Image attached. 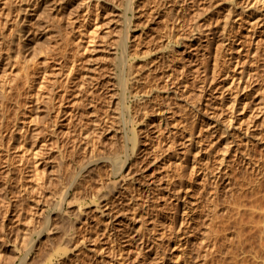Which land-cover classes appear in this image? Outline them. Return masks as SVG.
Returning a JSON list of instances; mask_svg holds the SVG:
<instances>
[{
    "label": "rangeland",
    "instance_id": "1",
    "mask_svg": "<svg viewBox=\"0 0 264 264\" xmlns=\"http://www.w3.org/2000/svg\"><path fill=\"white\" fill-rule=\"evenodd\" d=\"M81 3L69 0L66 19H79ZM107 3L99 37L82 51L53 34L52 4L40 10L26 44L0 6V264H263L264 22L252 26L264 18V0H136L134 12L127 1ZM129 19L126 58L120 41ZM67 58L79 66L75 83L56 74ZM130 63L140 83L125 92L120 81ZM243 70L228 130L237 93L230 87ZM155 86L160 97L149 103ZM194 107H201L197 118ZM58 116L63 132L55 134ZM133 127L140 130L136 156ZM96 158L102 162L73 188V173ZM212 172L222 174L220 190ZM116 182L121 192L113 196ZM67 190L71 200L62 205ZM76 207L82 220L73 223Z\"/></svg>",
    "mask_w": 264,
    "mask_h": 264
},
{
    "label": "bare ground",
    "instance_id": "2",
    "mask_svg": "<svg viewBox=\"0 0 264 264\" xmlns=\"http://www.w3.org/2000/svg\"><path fill=\"white\" fill-rule=\"evenodd\" d=\"M125 2L127 1V4H130V6H131V11H135L136 10V7H134V2L136 1V0H124ZM68 2H69V0H54L52 3H50V0H2L1 2H0V6L2 5V4H4V7H2V12L4 13V14H7V24H6V26L7 27H11V26H8L10 23H14V24H17V23H19L21 26L19 27V30H18V33H17V37H18V40H19V42H20V44H26V39H29V36H32V33L34 32L33 31V29H35V27H38L40 24H38V25H36L37 23H36V17L38 16V14H39V12H40V10L45 6H47L48 4H52V10L54 11V16H52V18L50 19V24H51V26H52V28H53V30H52V32H53V34H56L57 35V37H58V40L60 41V42H62V43H64V44H67V43H71V44H75V48H76V50H79V51H82V50H84V49H86V42H87V40L88 39H96V38H98L99 37V26H98V23H99V21L102 19V17H103V14H104V12H105V9L108 7V0H82V3L79 5V14H80V16H79V19L78 20H73V21H70L69 19H66V17H65V12H66V7L69 5L68 4ZM168 2V1H167ZM156 9H158V8H156ZM158 12V11H157ZM124 17H125V15H124ZM261 22H264V18H262V17H258L257 19H256V21L253 23V28L255 27H257ZM47 23V22H46ZM126 23V22H125ZM133 20L132 19H129V20H127V23H126V32L124 33L123 32V34H125L124 35V37H121V46L120 47H122L123 49H121V50H123V53L122 54H124V57H126L127 58V56H129V52H130V42H131V40H132V37H133V35H132V33H131V30L133 29ZM47 26H49V24L47 23ZM78 27H80V28H82V31H80V30H78ZM125 31V30H124ZM121 34L122 33H120V36H121ZM119 36V37H120ZM123 36V35H122ZM80 38V39H79ZM79 39V40H78ZM120 39V38H119ZM77 40H78V42H77ZM120 45V44H119ZM130 56H131V54H130ZM129 56V57H130ZM125 58V59H126ZM125 59H124V61H125ZM129 59V58H128ZM127 61V60H126ZM125 61V62H126ZM124 62V63H125ZM126 64V63H125ZM134 65V64H133ZM132 65V63H130V64H127V65H125L127 68H126V71L123 73L124 74V76H123V78H122V80L120 81L121 82V84H120V86H122V88L124 89V91L126 92L127 90H128V87H129V85L131 84V82H133L134 83V85H136L135 87L137 88V86H138V83H140L138 80V76L137 75H135L134 73H133V68H134V66ZM255 66V65H254ZM256 66H257V64H256ZM255 66V67H256ZM262 66V65H261ZM78 64L76 63V62H74V60H71V58H67L62 64H60V67H59V72H57L56 74H57V76H59V75H62V73L63 74H65V73H67V80H68V82H72V83H75L73 80H75L76 79V71H77V69H78ZM255 69V72H256V69L257 68H254ZM260 69V68H259ZM264 70V69H263ZM262 70V71H263ZM204 71H206V68H205V70ZM259 71V70H258ZM201 72V71H200ZM243 72V73H242ZM242 72H240L241 73V75L239 74V76L240 77H237V78H235L236 80L238 79V81H237V83H233L234 84V87H230V88H236V89H234L235 91H237V93H235L236 95H234L233 97H231L232 99H231V103H229V105H228V107L230 106V104H231V106L229 107V108H231V118H229V120H230V122H229V125H227L226 126V129H231V127H232V122H233V119H232V117H233V115H234V109L236 110V106H238V104H239V100H238V95H239V90H241L240 88H241V84H242V81H244L245 79V77H244V70L242 71ZM247 72V71H246ZM245 72V73H246ZM264 72V71H263ZM263 72H262V74H263ZM122 74V75H123ZM207 74V73H206ZM256 74H258V73H256ZM259 74H261V72L259 73ZM258 74V75H259ZM261 74V75H262ZM205 75V74H204ZM260 76V75H259ZM258 76V77H259ZM264 77V76H263ZM205 79V78H204ZM262 79V78H261ZM204 81V80H203ZM234 82H236V81H234ZM6 83V82H5ZM117 83H119V82H117ZM116 83V84H117ZM245 83H246V81H245ZM248 83V82H247ZM8 84V83H7ZM227 84V83H226ZM117 85H119V84H117ZM231 86V85H230ZM233 86V85H232ZM135 87H134V89H135ZM246 87H248V85L247 86H245V88ZM148 88V87H147ZM146 88V89H147ZM229 88V89H230ZM122 89V90H123ZM147 90H149L148 92H147V95H145V98L149 101V103L150 102H155V100H157L158 99V97H160V95H159V89H158V87L157 86H155V87H152V89H147ZM32 91V90H31ZM232 91V90H231ZM231 91H230V93H231ZM140 92V91H139ZM138 91H137V95L140 97V95H141V93H139ZM144 93V92H143ZM145 94H146V92H145ZM222 95H224V94H222ZM230 95V94H229ZM137 96V97H138ZM144 96V95H143ZM142 96V97H143ZM225 96V95H224ZM223 96V97H224ZM231 96V95H230ZM264 96V95H263ZM227 97V96H226ZM161 98H162V96H161ZM160 98V99H161ZM240 98V97H239ZM38 99H39V97H38ZM159 99V100H160ZM223 99H225V98H223ZM222 99V100H223ZM81 100H82V96H80V101H79V103L81 102ZM141 100H143V99H141ZM226 100V99H225ZM228 100V99H227ZM140 101V100H139ZM144 101H145V99H144ZM44 102V104L46 105V107L47 106H49V108L50 107H53V109L55 108V106H53V102H46L45 100L43 101ZM143 102V101H142ZM158 102V101H157ZM148 103V104H149ZM222 103V102H221ZM224 103V102H223ZM226 103V102H225ZM138 104V103H137ZM136 104V105H137ZM140 104V103H139ZM142 104V103H141ZM152 104V103H151ZM144 105V107L146 106V104H143ZM142 105V106H143ZM224 105V104H223ZM226 105V104H225ZM151 106V105H150ZM139 107V106H138ZM222 107V106H221ZM226 107V106H225ZM224 107V108H225ZM140 108V107H139ZM147 108V107H146ZM146 108H144L145 110H146ZM223 108V107H222ZM221 108V109H222ZM142 109H143V107H142ZM192 110V109H191ZM230 110V109H229ZM79 111L80 110H78V108H75L74 109V111L71 113V115H70V118H69V125H71L72 126V124L73 123H75L74 121L78 118L77 117V114H79ZM193 112H195V116H196V118L198 117V115H200V112H201V107H194V110H193ZM216 115V114H215ZM59 117H61V116H58L57 117V119L56 120H54V133L56 134V133H58V131L59 130H62V132H63V129L61 128H58V125L59 124H57V120H59L58 118ZM119 119H120V117H119ZM213 120L215 119V117L214 118H212ZM80 122V120L78 121V123ZM137 123V122H136ZM213 123H214V121H213ZM69 125H68V127H69ZM234 126V125H233ZM71 128V127H70ZM67 129V128H66ZM69 129V128H68ZM67 129V130H68ZM72 129H74L75 130V128H73L72 127ZM71 129V130H72ZM29 130H30V128H26L25 129V132L27 133V132H29ZM232 130V129H231ZM230 130V131H231ZM234 130V129H233ZM72 132L73 131H66V135L68 136L67 138H68V140H70L72 137H73V135H72ZM130 133L132 134V137H131V143H132V146H133V151H131V152H133V154L135 155L136 153L135 152H137L138 151V145H139V143H140V140H139V136H140V130L139 129H137L136 127L134 128H131L130 129ZM229 133V132H228ZM122 135V134H121ZM72 136V137H71ZM122 137V136H121ZM129 137V136H128ZM127 137V138H128ZM76 138V137H75ZM74 138V140H76ZM123 139V138H122ZM125 139H126V137H125ZM129 139V138H128ZM130 140V139H129ZM128 140V141H129ZM72 141H73V138H72ZM264 141V140H263ZM75 142V141H74ZM173 143H172V145H174V141H172ZM194 142H192V143H190V145L191 144H193ZM251 143V142H250ZM249 143V144H250ZM127 143H125V146H127L126 145ZM124 146V147H125ZM250 146H252V145H250ZM128 147V146H127ZM126 147V148H127ZM246 147H248V142H246ZM125 148V149H126ZM128 148H130V147H128ZM131 149V148H130ZM140 149V148H139ZM247 149H249V148H247ZM89 150V149H88ZM127 151V150H126ZM129 151V150H128ZM90 153H92L91 151H89ZM124 152H125V150H124ZM94 153V152H93ZM137 153H140V152H137ZM125 154V153H124ZM247 154V153H246ZM133 155V156H134ZM245 155V154H244ZM136 156V155H135ZM248 156H249V153H248ZM128 157H129V155H128ZM131 157H132V155H131ZM137 157H139V156H137ZM210 157V156H209ZM242 157V156H241ZM240 157V158H241ZM103 158H105V157H103ZM102 158V160H105V159H103ZM108 157H106V160L104 161V162H102V163H106V164H108L109 166H111L112 167V169L111 170H114L115 171V165H116V161H113V159H110L109 158V160L107 159ZM134 158H136V157H134ZM141 159V158H140ZM138 160V159H137ZM239 160V159H238ZM135 161H136V159H135ZM142 161H143V159H142ZM141 161V162H142ZM209 161H210V159H209ZM208 161V162H209ZM222 161V160H221ZM225 161V160H224ZM224 161L221 163V165L222 164H224ZM260 161H261V159H260ZM101 162H99V159H98V161H97V158H96V160H89L87 163H83V164H81L80 165V167L79 168H77L78 170L75 172V173H73L74 174V176H73V178H74V180H72V181H74V183H72V187L74 188V187H76L77 185H78V179H80L81 177H83V175L86 173V172H88V170L92 167V166H96V165H98L99 163H101ZM207 162V164H209L210 165V163H208ZM234 162V161H233ZM238 162V161H237ZM241 162V161H240ZM239 162V163H240ZM248 162V164H250V166H251V163H249V161H245V163H247ZM253 162V161H252ZM140 163V162H139ZM258 163V162H257ZM142 164V163H141ZM206 164V165H207ZM240 164H242V163H240ZM264 164V163H263ZM232 165V164H231ZM234 165V164H233ZM244 165V164H243ZM243 165H241V166H243ZM253 165L255 166V164L253 163ZM104 166H105V164H104ZM210 166H212V165H210ZM128 166H127V164L126 163H123L122 165H121V168H119V171L118 172H120V170L122 169V170H125L126 168H127ZM196 166L194 165V168H195ZM234 167H235V165H234ZM234 167L232 168V169H234ZM240 167V166H239ZM257 167V166H256ZM259 167H261V164H260V166H258V168ZM194 168H193V170H194ZM201 168H202V165H201ZM204 168H206L205 166H204ZM211 168V167H210ZM213 168V167H212ZM221 168V167H220ZM241 168V167H240ZM218 169H219V167H218ZM217 169V170H218ZM227 169V168H226ZM231 169V168H230ZM207 170V169H206ZM220 170V169H219ZM218 170V171H219ZM225 170V169H224ZM258 170V169H257ZM226 171V170H225ZM231 171V170H230ZM233 171L234 170H232V173H233ZM216 172V171H215ZM229 172V171H228ZM261 172V171H260ZM260 172H257L258 173V175H259V173ZM194 173V172H193ZM214 172H212V174H213ZM220 173H224V172H220ZM231 173V172H230ZM231 173V174H232ZM262 173V172H261ZM260 173V174H261ZM204 174H206L205 173V171H204ZM203 174V175H204ZM207 174H209V172L207 173ZM226 174H228V173H226L225 172V175ZM209 175H211V174H209ZM214 175H215V173H214ZM222 175V174H221ZM220 174L219 175H215V177L214 176H212L210 179H212L213 177H214V183L216 184H214L216 187L220 184L219 183V179H221V176ZM262 175V174H261ZM261 175H260V177H261ZM263 175H264V173H263ZM262 175V176H263ZM230 176L231 175H229V178H230ZM228 177V176H227ZM232 177V176H231ZM205 178H207V177H205ZM209 178V177H208ZM233 178V177H232ZM262 178V177H261ZM203 179V178H202ZM206 180H208V179H206ZM213 180V179H212ZM211 180V181H212ZM222 180V179H221ZM261 180H263V179H261ZM204 181V180H203ZM202 181V182H203ZM209 181V180H208ZM211 181H210V183H211ZM205 182V181H204ZM203 182V183H204ZM213 182V181H212ZM228 182H229V180H228ZM118 183H120V182H116L115 184H113V190H115L116 192L114 193V195L113 196H115V194H119V192H121L120 190H118L117 188H118V186H119V184ZM210 183L208 182V184L210 185ZM223 183V182H222ZM202 185V184H201ZM204 185H207L206 184V182L204 183ZM213 185V186H214ZM220 185H222V184H220ZM225 185H226V183H225ZM211 186V185H210ZM205 187V186H204ZM215 187V188H216ZM256 187V186H255ZM71 188V187H70ZM206 188V187H205ZM204 188V189H205ZM213 188V187H212ZM218 188V187H217ZM76 189V188H75ZM200 189V188H199ZM202 189V188H201ZM200 189V190H201ZM214 189V188H213ZM212 189V190H213ZM256 189V188H255ZM203 190V189H202ZM206 190V189H205ZM218 190H220L219 188H218ZM217 189H216V191H218ZM222 190V189H221ZM214 191V190H213ZM213 191H211V193H213ZM256 191H257V189H256ZM206 192V191H205ZM204 192V193H205ZM69 193H70V190H67V192L64 194V196L61 198V201L59 202V203H61L62 205H64V204H69V201L71 200L70 198V196H72V195H69ZM210 193V195H212ZM112 194V193H111ZM205 194H207V193H205ZM214 194V193H213ZM121 195V194H120ZM120 195L119 196H117L116 195V197H120ZM215 196H217V195H215ZM220 196V195H219ZM109 197V195L108 194H106V195H102V198H105V199H107ZM212 198L211 196H208V198ZM210 198H209V200H210ZM215 198V197H214ZM217 198V197H216ZM216 198L214 199V200H216ZM111 198L109 197L108 198V200H110ZM113 199H114V197H113ZM113 199H112V201H113ZM219 199V198H218ZM104 200V199H103ZM116 200V199H115ZM114 200V201H115ZM213 200V201H214ZM111 201V200H110ZM211 201V200H210ZM212 202V201H211ZM216 202V201H215ZM214 202V203H215ZM240 202V201H239ZM71 203V202H70ZM213 203V205H215ZM241 203V202H240ZM72 204V203H71ZM211 205H212V203H211ZM212 205V207H214ZM216 205H218V204H216ZM234 205H236V203H234ZM241 205V204H240ZM240 205H236V206H240ZM243 206H244V204H242ZM235 206V207H236ZM242 206V207H243ZM252 206V205H251ZM255 205H253V207L252 208H255L254 207ZM217 207V206H216ZM216 207H214V208H216ZM234 207V208H235ZM241 206H240V209L242 208ZM258 207V206H257ZM256 207V208H257ZM260 207H262V205L260 206ZM211 208V207H210ZM192 209V208H191ZM190 209V210H191ZM218 209V208H217ZM216 209V210H217ZM237 208H235V210H236ZM243 209H244V207L242 208V211H243ZM260 209H262V208H260ZM260 209H258L257 208V210H260ZM77 210V211H76ZM76 210H75V212H76V214H75V216L77 217V219H76V221H74L73 223H75V222H81V220H82V218H81V216H82V208H78L77 209V207H76ZM193 210V209H192ZM195 210V209H194ZM189 211V210H188ZM211 211V210H210ZM237 211H238V209H237ZM241 211V210H240ZM239 211V212H240ZM242 211H241V213H242ZM252 211L254 212V210L252 209ZM256 211V210H255ZM74 212V213H75ZM212 212V211H211ZM102 213H105L104 211H102ZM194 213V212H193ZM196 213V212H195ZM198 213V212H197ZM196 213V214H197ZM64 214H66V212L64 213ZM237 214H238V212H237ZM242 214H244V213H242ZM241 214V215H242ZM210 215H212V214H210ZM240 215V213L238 214V216ZM240 215V217H242ZM63 216V215H62ZM65 216H67V218H69L70 217V215L68 216V213H67V215H65ZM65 216L63 217V218H65ZM197 217V216H196ZM213 216H211V218H212ZM71 219V218H70ZM191 220V219H190ZM194 220H196V219H194ZM212 220V222L214 221L213 219H211ZM253 221H257V220H255V219H253ZM47 222H48V220H47ZM211 222V223H212ZM215 222V221H214ZM217 222V221H216ZM189 223V222H188ZM257 223H258V225H257ZM47 224V223H46ZM50 225H51V223H49ZM49 224H47V225H49ZM254 224H255V226H259V221H257L256 223L254 222ZM260 224L262 225V222H261V220H260ZM212 225V224H211ZM260 225V226H261ZM264 225V224H263ZM262 225V226H263ZM191 226V225H190ZM214 226V225H213ZM259 226V227H260ZM50 227V226H49ZM212 226H210V228H211ZM214 227H217V225L216 226H214ZM264 227V226H263ZM190 228V227H189ZM194 228V227H193ZM192 228V229H193ZM210 228H209V231L210 232H207V233H212V231L211 230H213L212 228H211V230H210ZM257 228V230H258V227H256ZM215 229V228H214ZM260 229H262V227L261 228H259V230ZM216 230H217V228H216ZM214 232V231H213ZM216 232V231H215ZM215 232H214V235H215ZM260 232V231H259ZM216 233H218V232H216ZM259 235L260 234H262V235H264V228L261 230V233H258ZM257 234V235H258ZM258 235V236H259ZM262 235H260V236H262ZM144 236V235H143ZM208 236V235H207ZM218 236V235H217ZM259 236V237H260ZM209 237H210V239H209ZM208 237V241L210 240V241H212L211 240V237H212V235H210ZM216 237V236H215ZM264 237V236H263ZM143 238V237H142ZM218 237H216V239H217ZM260 238H258V240H259ZM205 240H207V239H205ZM72 241V239H70V238H68L67 239V242H68V244H69V242H71ZM262 241H264L263 239H262ZM262 241L260 240V242H261V244H263L262 243ZM205 242H207V241H205ZM213 242V241H212ZM260 242H259V246H260ZM202 245H203V242L201 243ZM205 244V243H204ZM208 244V243H207ZM202 245H200V247L199 248H201V246ZM211 245V244H210ZM209 244L207 245V246H209L208 248H210L211 246H210ZM206 246V245H205ZM214 247H212V249L213 248H215V246L216 245H213ZM258 246V247H259ZM203 247V246H202ZM217 247V246H216ZM261 247V246H260ZM263 247V249H264V246H262ZM261 247V248H262ZM260 248V249H261ZM211 249V248H210ZM216 249V248H215ZM254 249H256V248H254ZM260 249H258L259 251H260ZM206 250H208L207 249V247H206ZM258 250L256 251V254H257V252H258ZM210 251V250H209ZM214 251V249L211 251V253ZM207 252V254H208V251H206ZM262 252V251H261ZM30 253V252H29ZM214 253V252H213ZM213 253L212 254H210V258L212 257L213 258ZM259 253V252H258ZM264 253V251L262 252V253H259V254H263ZM215 254V253H214ZM258 254V255H259ZM211 255H213V256H211ZM264 255V254H263ZM206 256H208V255H206ZM254 256H255V252H254ZM255 258H256V256H255ZM261 258H263L264 259V257H261ZM28 259V258H27ZM187 259V258H186ZM260 259V256H259V258H258V260ZM263 259H260L261 261L263 260ZM23 260V259H22ZM187 261V260H186ZM264 261V260H263ZM26 262H27V260H25V258H24V261L23 262H21L22 264H26ZM188 263V262H187ZM181 264V263H180ZM262 264V263H261ZM264 264V263H263Z\"/></svg>",
    "mask_w": 264,
    "mask_h": 264
}]
</instances>
